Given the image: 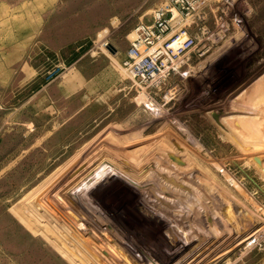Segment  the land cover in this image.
Instances as JSON below:
<instances>
[{
	"label": "rangeland",
	"instance_id": "1",
	"mask_svg": "<svg viewBox=\"0 0 264 264\" xmlns=\"http://www.w3.org/2000/svg\"><path fill=\"white\" fill-rule=\"evenodd\" d=\"M163 1L0 0V264H264V0L176 17L140 83Z\"/></svg>",
	"mask_w": 264,
	"mask_h": 264
},
{
	"label": "built area",
	"instance_id": "2",
	"mask_svg": "<svg viewBox=\"0 0 264 264\" xmlns=\"http://www.w3.org/2000/svg\"><path fill=\"white\" fill-rule=\"evenodd\" d=\"M202 2L203 0H164L150 14V24L141 21L136 25L135 36L130 41L129 51L123 61V66L134 79L145 83L160 76L165 77L170 69H175L171 63L172 58L168 61L167 56L170 57L169 52L178 54L183 48L178 45L179 36H166L172 30L175 16L179 19L187 18Z\"/></svg>",
	"mask_w": 264,
	"mask_h": 264
},
{
	"label": "bare ground",
	"instance_id": "3",
	"mask_svg": "<svg viewBox=\"0 0 264 264\" xmlns=\"http://www.w3.org/2000/svg\"><path fill=\"white\" fill-rule=\"evenodd\" d=\"M176 17H177V16H175L174 19H175ZM183 35H184V34H183ZM180 36H181V35H180ZM180 39H181V38H180ZM182 39H183V38H182ZM182 39H181V40H182ZM263 90H264V89H263ZM244 118H245V116H244ZM246 120H247V119H246ZM241 121H242V120H241ZM187 154H188V153H187ZM179 155H180V154H179ZM160 162H161V161H160ZM154 163H155V162H154ZM152 165H153V164H152ZM217 166H219V165H217ZM174 170H175V168H174ZM219 170H220V169H219ZM151 171H152V170H151ZM182 172H183V171H182ZM149 176H150V175H149ZM181 176H182V175H181ZM225 176H226V175H225ZM226 177L230 178L229 176H226ZM139 179H140V178H139ZM139 179H138V180H139ZM146 180H147V179H146ZM230 180H232V179H229V181H230ZM142 182H143V181H142ZM230 182H231V181H230ZM234 182H235V181H234ZM231 183H233V182H231ZM235 184H236V183H235ZM139 187H140V186H139ZM127 188H128V187H127ZM130 188H131V187H130ZM237 201H238V200H237ZM238 202H239V201H238ZM250 202H251V201H250ZM242 206H243V205H242Z\"/></svg>",
	"mask_w": 264,
	"mask_h": 264
}]
</instances>
